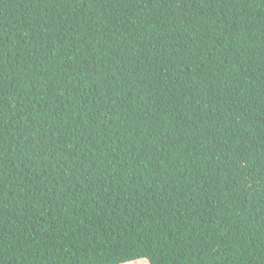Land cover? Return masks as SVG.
Returning a JSON list of instances; mask_svg holds the SVG:
<instances>
[{"label": "trees", "instance_id": "obj_1", "mask_svg": "<svg viewBox=\"0 0 264 264\" xmlns=\"http://www.w3.org/2000/svg\"><path fill=\"white\" fill-rule=\"evenodd\" d=\"M264 264V0H0V264Z\"/></svg>", "mask_w": 264, "mask_h": 264}, {"label": "crops", "instance_id": "obj_2", "mask_svg": "<svg viewBox=\"0 0 264 264\" xmlns=\"http://www.w3.org/2000/svg\"><path fill=\"white\" fill-rule=\"evenodd\" d=\"M141 260H137V261H133V262L125 263V264H147L146 262H142Z\"/></svg>", "mask_w": 264, "mask_h": 264}, {"label": "rangeland", "instance_id": "obj_3", "mask_svg": "<svg viewBox=\"0 0 264 264\" xmlns=\"http://www.w3.org/2000/svg\"><path fill=\"white\" fill-rule=\"evenodd\" d=\"M141 261H142V262H146V263H147V261H146V260H144V259H142ZM147 264H148V263H147Z\"/></svg>", "mask_w": 264, "mask_h": 264}]
</instances>
